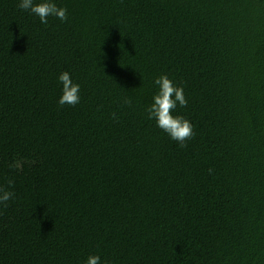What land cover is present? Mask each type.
<instances>
[{
	"label": "trees",
	"instance_id": "1",
	"mask_svg": "<svg viewBox=\"0 0 264 264\" xmlns=\"http://www.w3.org/2000/svg\"><path fill=\"white\" fill-rule=\"evenodd\" d=\"M18 2L0 0V264H264V0H56L68 20L47 25ZM160 75L184 88V147L147 118Z\"/></svg>",
	"mask_w": 264,
	"mask_h": 264
},
{
	"label": "clouds",
	"instance_id": "2",
	"mask_svg": "<svg viewBox=\"0 0 264 264\" xmlns=\"http://www.w3.org/2000/svg\"><path fill=\"white\" fill-rule=\"evenodd\" d=\"M18 8L30 15L37 17L41 24L47 25L49 18H55L61 23L67 22L68 10L60 7L56 0H19ZM61 85V95L58 100L60 106L75 107L81 101V86L75 82L68 71L61 72L58 76ZM155 93L152 103L146 108L147 118L155 121V125L179 146H186L187 141L194 135V128L190 120L181 115H176L177 108H186L188 100L184 88L178 86L167 75L155 77L152 81ZM124 104L131 105V100L125 98ZM13 182L9 181V187ZM15 193L0 187V206H7ZM86 264H105L99 255H91Z\"/></svg>",
	"mask_w": 264,
	"mask_h": 264
}]
</instances>
